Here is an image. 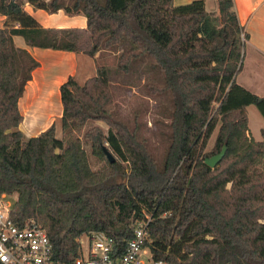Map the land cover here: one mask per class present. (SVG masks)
Listing matches in <instances>:
<instances>
[{"label": "trees", "instance_id": "16d2710c", "mask_svg": "<svg viewBox=\"0 0 264 264\" xmlns=\"http://www.w3.org/2000/svg\"><path fill=\"white\" fill-rule=\"evenodd\" d=\"M27 4L83 14L87 25L44 27ZM218 7L219 15L204 0H0V199L18 194L12 219L41 224L57 261L80 256L81 237L93 230L122 252L149 220L144 247L155 260L264 264V139L251 136L248 113L253 104L264 117V96L237 82L250 33L235 0ZM15 35L32 47L114 55L115 66L97 63L83 84L70 75L60 85L61 137L55 122L36 136L20 129L19 101L40 62ZM114 74L147 77L149 94L168 97L161 163L138 127L120 117ZM224 145L221 161L208 166ZM90 154L101 162L96 169Z\"/></svg>", "mask_w": 264, "mask_h": 264}, {"label": "rangeland", "instance_id": "374dc122", "mask_svg": "<svg viewBox=\"0 0 264 264\" xmlns=\"http://www.w3.org/2000/svg\"><path fill=\"white\" fill-rule=\"evenodd\" d=\"M193 0H174V6H179L182 4H187L192 2ZM207 2V7L211 13H215L218 8V2L216 0H205ZM264 0H237V4L240 6H236L239 19L244 22L242 24L244 29L253 33V42L258 46L264 48ZM239 2V3H238ZM58 12V11H57ZM56 12V13H57ZM65 12H62V16L64 19L59 23V25L71 24L77 25L82 22V18H66L64 16ZM256 14V17H255ZM84 16V15H83ZM55 16L50 17L48 21L45 23H51V20H54ZM56 19V18H55ZM254 19V20H253ZM257 19V23L253 24L252 22ZM253 24V25H252ZM253 26V27H252ZM244 40V39H243ZM249 39L246 41V46L243 50V67L241 73L237 77V82L241 84H245V82L255 83V88H251V91L264 96V53L260 52L255 45H253ZM80 53V52H79ZM90 57V56H89ZM50 61V60H49ZM51 62V61H50ZM97 63H105L110 66H115L116 60L114 55L111 53H107L103 51L99 53L95 58H91L88 65L90 66V72L88 74H84L86 72L83 71L84 67L81 64L79 68V72L76 76H74L80 83H84L89 77V75L94 76L96 74ZM52 64V63H50ZM87 65V66H88ZM56 67L51 70L50 78L55 75L57 72H67L68 66L63 65H55ZM90 76V77H91ZM88 77L86 80L85 78ZM147 77H124L118 74H114L112 77L113 90L115 94V100L118 105V112L121 118L132 128L135 125L138 127V132L140 133V137L144 138L147 145L150 147L152 153L155 158L162 162L165 157L167 147H168V128L166 123L168 119L166 118V110L170 107V102L168 97L164 96H153L147 92L145 89V83ZM259 88V89H258ZM60 94V93H59ZM61 102V98H60ZM62 104V103H61ZM62 113V109L60 114ZM250 125L252 128L257 129L259 126H264V118L261 115V112L257 108L256 105H250L248 107ZM54 116L51 118L48 126L35 134H29L25 128H22L24 124V120L20 124V129L25 133L27 137L36 136V134L41 133L42 131L49 128L53 122L56 125L57 136L61 137L62 135V127L60 116ZM24 116V115H23ZM29 121H26L24 126H27ZM92 125H100L103 129L108 132V125L102 121H90L87 124V127ZM23 126V127H24ZM217 134V130L214 132L212 138L207 145L206 151H210L214 146L215 137ZM85 148L90 153V146L85 142ZM90 160L92 166L96 169L100 166L101 162L98 159L90 154ZM18 194L13 193L11 195L5 196L6 201L14 202L17 199ZM87 236L83 235L81 237V243L84 249H86V241Z\"/></svg>", "mask_w": 264, "mask_h": 264}, {"label": "built area", "instance_id": "2783aa9c", "mask_svg": "<svg viewBox=\"0 0 264 264\" xmlns=\"http://www.w3.org/2000/svg\"><path fill=\"white\" fill-rule=\"evenodd\" d=\"M5 196L0 199V264H168L155 260L144 247L149 220L138 223L122 252L113 237L102 230H93L86 234V249L82 246L80 256L70 263L57 261L46 229L34 218L14 221L13 204Z\"/></svg>", "mask_w": 264, "mask_h": 264}, {"label": "crops", "instance_id": "0c3cea01", "mask_svg": "<svg viewBox=\"0 0 264 264\" xmlns=\"http://www.w3.org/2000/svg\"><path fill=\"white\" fill-rule=\"evenodd\" d=\"M205 1V0H204ZM218 2V0H216ZM239 3V2H238ZM264 3V1H263ZM206 7L207 2L205 1ZM235 5L239 6L237 4V0H235ZM235 6V7H236ZM240 8V6H239ZM26 10L30 12L44 27H86L87 25V18L83 14H77V15H68L64 13V16L66 18L71 19H78L82 18V22L77 25H71V24H64L59 25V21L61 22L64 17L62 16V12H65L64 10H59L57 13H49L43 9H34L31 5H26ZM208 10V9H207ZM209 11V10H208ZM237 11V10H236ZM210 12V11H209ZM215 14V13H214ZM216 14L219 15V7L217 8ZM55 16L54 20H51V23H45L49 20L50 17ZM256 17V14H255ZM5 16L0 14V26H3L5 21ZM254 20V19H253ZM241 24H244L243 21H241ZM257 19L255 22L257 23ZM252 24V25H253ZM253 27V26H252ZM250 29H248V32L250 33L249 40L253 42V33L250 32ZM14 40L17 46L28 49L31 54L40 62V66L37 67L35 70H33L32 73V79L28 82L26 85L23 97L19 101V107L24 115L25 122L28 121V118L30 121L28 122L27 126H22V128H25L29 134H35L36 132H39L40 130L46 128L51 120L52 117L58 116L61 112V109L63 110L62 102H60V85L64 83L70 75L76 76L79 72V68L81 64H83L82 67H84L83 71L86 72L84 74H88L90 72V66L88 65V62H90L92 57H89V55L79 52H73V51H65V50H54V49H42L38 47H32L27 45L25 39L23 36L15 35ZM253 45L256 46V48L264 53V48L258 46L253 42ZM51 62H50V61ZM52 63V64H50ZM55 65H63L68 66L67 72H56L54 76H52V79L50 78L51 70L54 69ZM88 65V66H87ZM89 75L88 77H90ZM86 77L85 80L88 78ZM241 84V83H240ZM247 89L251 91V88H255V83L252 84V82H245V84H241ZM257 89V88H255ZM259 89V88H258ZM30 90L33 91L34 96H37V101L30 107V109L25 105V103H21L22 99H25L28 92ZM56 92L57 97H55V100L53 101V105L50 108V111L43 112V110L39 113L38 110L40 106H42V99L49 96L51 92ZM37 94V95H36ZM40 95V96H39ZM39 98V100H38ZM62 116V113L60 114ZM60 116V120H61ZM36 117V118H35ZM263 117V116H262ZM33 118V119H32ZM264 118V117H263ZM250 121V119H249ZM41 127V128H40ZM249 132L252 137H254L256 140H263L264 139V126H259L257 129L252 128L249 122ZM38 135V134H36ZM34 136V135H33Z\"/></svg>", "mask_w": 264, "mask_h": 264}, {"label": "bare ground", "instance_id": "6f19581e", "mask_svg": "<svg viewBox=\"0 0 264 264\" xmlns=\"http://www.w3.org/2000/svg\"><path fill=\"white\" fill-rule=\"evenodd\" d=\"M37 95V94H36ZM40 96V95H39ZM55 97H57L56 92H51V94L47 97H45L44 99H42L43 103L42 106H40L38 112L40 113L42 110L43 112L50 111V108L53 105V101L55 100ZM39 100V98H38ZM37 101V96H34V93L32 90H30V92H28L27 96L25 99H22L21 103H25V105L30 109V107ZM45 110V111H44ZM36 118V117H35ZM33 119V118H32ZM28 121H30V119L28 118ZM41 128V127H40Z\"/></svg>", "mask_w": 264, "mask_h": 264}, {"label": "water", "instance_id": "95a60500", "mask_svg": "<svg viewBox=\"0 0 264 264\" xmlns=\"http://www.w3.org/2000/svg\"><path fill=\"white\" fill-rule=\"evenodd\" d=\"M226 149H227V146L224 145L222 150L216 154V155H213L211 157H208L205 159V163L210 166V167H215L220 161L221 159L223 158V156L225 155L226 153ZM104 151L108 157V159L111 161V162H114L115 161V158L114 156L112 155V153L107 149V147L105 146L104 147Z\"/></svg>", "mask_w": 264, "mask_h": 264}]
</instances>
